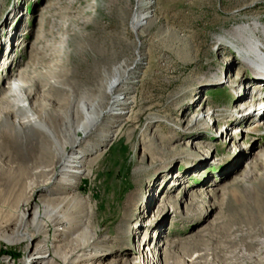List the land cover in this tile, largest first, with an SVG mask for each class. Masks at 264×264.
<instances>
[{"label": "rangeland", "instance_id": "rangeland-1", "mask_svg": "<svg viewBox=\"0 0 264 264\" xmlns=\"http://www.w3.org/2000/svg\"><path fill=\"white\" fill-rule=\"evenodd\" d=\"M138 9L144 24L136 33ZM253 21L264 25V0H0L1 166H32L29 145L15 138L38 134L30 125L15 128L23 116L12 112L11 77L35 84L32 109L61 124L55 110L66 106L64 93L71 90L76 101L88 93L95 61L102 73L109 69L96 78L106 85L116 65L133 68L117 93L126 104L82 147L91 173L69 179L78 187L68 196L85 202L79 220L91 224L84 233L92 257L75 264H146L143 257H155L148 264H230L251 256L262 264L264 250L254 241H264L257 217V210L264 214V122L254 120L264 115V61L255 67L219 41ZM62 79L64 87H56ZM109 101L106 95L104 107ZM73 116L75 124L81 115ZM7 178L0 173V191L8 192ZM33 179L24 196L17 186L9 199L0 197V264H20L31 252L27 240L9 239L21 215L41 204ZM27 232L35 234L33 244L55 243L54 264H66L75 236L55 241L65 236L52 226L39 235L30 224Z\"/></svg>", "mask_w": 264, "mask_h": 264}, {"label": "bare ground", "instance_id": "bare-ground-1", "mask_svg": "<svg viewBox=\"0 0 264 264\" xmlns=\"http://www.w3.org/2000/svg\"><path fill=\"white\" fill-rule=\"evenodd\" d=\"M107 6L111 11H113L115 4L113 1H110ZM139 9L133 13L131 18V28L136 33L144 24V14ZM258 32L262 33L263 38L256 36ZM219 41L224 44H226V42L229 45L231 44L232 47H234L235 52L238 53L241 58H248L249 61L253 62L255 67L260 66V63H262L261 60L264 61V25L260 24L258 21L233 26L225 36L219 37ZM99 52L103 56H106V53H104L105 51L99 49ZM138 62L139 59L135 61V63ZM96 64L97 61H95L93 68L89 69L90 71L87 74L85 84H89V87L88 93L86 92L83 98H79V101H76V98L71 90H68V93H64V96L66 94V98L64 97L62 99L64 100V104L66 106L55 110L56 116L60 115L63 117L61 124L54 118H50L48 115L45 118L38 117L32 109V106L29 103V95L31 91H33L32 89L36 87L35 84H21L20 82H16L17 79L14 76L11 77L13 79L12 81H15L13 83V87H11V92L13 93L12 100L14 103L12 112L15 113L16 111L17 113L18 111L16 116H23L15 128L21 132L25 126L30 125L38 130V134L35 138L25 137L23 140L21 138H17L15 134L17 138H15L16 141L24 142L27 146L29 145L28 147L30 150H26L28 155L27 158L28 160L32 159L33 163L32 166H27L25 163L23 165L12 166L9 162H7L5 166L0 165V173H8L11 177L7 178L11 179V183L6 185L9 187L8 192L0 191V197L9 199L11 193H13L11 189H14L17 186H20V195L24 196L25 189L31 187L28 179L33 175L35 189L37 190V193L42 196L41 204H39L35 211L29 212L26 210L21 215L22 217L18 220L19 225L17 227V231H15V237L9 239L10 242L20 240H27L28 242V250L31 252L28 253L20 264H54L55 261L54 257H51V254H49V251L52 250V248L57 247L55 243H52L51 245L44 243L33 244L36 237L35 234H29L27 232V226L29 224L30 227L34 228L36 233L39 235H43L48 226H52L55 232H59L57 236H65L60 240L55 239V241L65 242V239L68 237L75 236L76 241L71 243V245H74L72 254L70 257L64 259L66 264H75L81 261L89 260L92 257L91 255L86 256L88 253L86 250L92 249V245L90 243L91 238L87 239L84 233L89 227H91V224L89 225V223L86 222L83 225V223L79 220V217L86 215V212H84L83 209L85 202L80 199H72L71 196H68L74 188L78 187L76 181H70L69 179H72L73 177L75 179L83 178V176L91 173L93 163L91 161L86 163L85 159L89 151L87 152L83 150L82 147L88 144L87 139L91 134H93L101 122H103V118L108 117L113 110L115 111V109H119L116 108L119 105L126 104L124 101H121L123 97L118 96L117 93L126 84L133 69L128 67L122 72V68L125 66L123 62L116 65L111 70V72L114 73L112 74L113 77L106 85L103 78H101V81H97L96 78L97 76H104L105 73L109 72V69L105 68L104 73H102L103 70L100 67L97 68ZM65 81V79H62L61 82H57L56 87L63 88V85H65L63 82ZM95 92V97L91 99V93ZM106 95L110 97V101L109 104L104 107L103 99ZM77 113L78 115H81V118L74 124L73 115ZM123 114L121 113V115ZM200 116V113L198 114V112H196L193 117L198 119ZM254 122H264V115L257 120H254ZM254 122L250 123L252 124ZM47 124H49L50 127ZM251 124L249 126H251ZM243 130L244 129L240 127L239 131ZM12 132L16 133V129L12 130ZM107 140H109V138H106L104 141ZM1 148L2 145L0 144V149ZM28 160H26V162ZM34 168L37 169V171L33 174L32 170ZM39 178L44 179L38 180ZM33 188L34 186L31 187L30 190ZM164 195L165 194L163 192L161 194V199ZM167 195L168 194H166V196ZM161 199L159 202L162 201ZM262 205H264V200ZM259 206L260 202L257 204V207ZM262 211H264V206H262ZM107 212L109 213V210ZM114 212H116V210ZM90 213V218L94 219L95 210L93 207L92 211L90 210ZM28 214L31 215V220L29 221H27ZM113 214L115 215V213ZM111 217L112 216L109 218ZM257 217L259 219L258 221H261L264 219V214L257 210ZM80 226L83 227L82 230L78 232ZM61 227H65V230H61ZM254 244L258 248L260 247L264 250V241L255 240ZM247 245L249 247H253L250 242H248ZM258 248L257 250L259 251ZM57 253L58 252L54 250L53 254L57 255ZM154 258L155 257H153V259L149 258L148 260V257L147 259L146 257H143V260L146 264H148L151 261L153 262ZM231 261L232 262H230V264H254L255 262L252 259V256L244 257L242 260L243 263H240L237 260ZM157 263L158 262L155 264ZM261 263L264 264V261Z\"/></svg>", "mask_w": 264, "mask_h": 264}]
</instances>
